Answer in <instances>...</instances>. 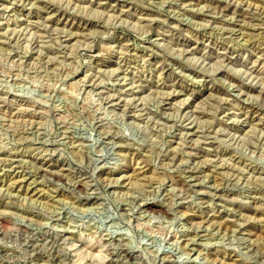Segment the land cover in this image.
Here are the masks:
<instances>
[{"label":"rangeland","instance_id":"374dc122","mask_svg":"<svg viewBox=\"0 0 264 264\" xmlns=\"http://www.w3.org/2000/svg\"><path fill=\"white\" fill-rule=\"evenodd\" d=\"M0 264H264V0H0Z\"/></svg>","mask_w":264,"mask_h":264}]
</instances>
